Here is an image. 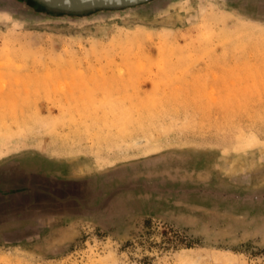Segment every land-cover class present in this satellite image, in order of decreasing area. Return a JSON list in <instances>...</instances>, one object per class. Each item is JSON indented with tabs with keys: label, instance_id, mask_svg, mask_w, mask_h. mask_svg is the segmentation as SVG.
I'll return each mask as SVG.
<instances>
[{
	"label": "rangeland",
	"instance_id": "rangeland-1",
	"mask_svg": "<svg viewBox=\"0 0 264 264\" xmlns=\"http://www.w3.org/2000/svg\"><path fill=\"white\" fill-rule=\"evenodd\" d=\"M17 159L82 204L0 232V264H264V0H0V170Z\"/></svg>",
	"mask_w": 264,
	"mask_h": 264
},
{
	"label": "water",
	"instance_id": "water-1",
	"mask_svg": "<svg viewBox=\"0 0 264 264\" xmlns=\"http://www.w3.org/2000/svg\"><path fill=\"white\" fill-rule=\"evenodd\" d=\"M9 5H15L27 11L48 19L63 18H89L98 13L123 12L155 2L156 0H3ZM42 170V169H41ZM38 181L32 182L30 186H36L38 196L36 203L27 210L26 216L35 220L41 215L58 217L65 212L69 213L71 207L81 205L80 197L74 194L73 186L78 185L66 179L45 178L44 174L36 175ZM43 186V189H40ZM35 210H37L35 212ZM31 211V212H30ZM37 214V215H36ZM21 222V220L19 221ZM34 233L26 229L23 233L12 234L8 237L9 242L23 241Z\"/></svg>",
	"mask_w": 264,
	"mask_h": 264
},
{
	"label": "crops",
	"instance_id": "crops-1",
	"mask_svg": "<svg viewBox=\"0 0 264 264\" xmlns=\"http://www.w3.org/2000/svg\"><path fill=\"white\" fill-rule=\"evenodd\" d=\"M33 160H37V158H33ZM15 161L17 165H5V167L0 170V192L16 191L20 194V197H15L16 195H10V197H8V203L12 206H8L7 208L1 205L2 200L6 198L0 196V206L2 207V209H0L1 234H5L6 231H10L15 227L17 228L6 235H12L13 233L18 234V232L23 233L27 229L25 222L28 221L31 224V216L25 217V214L27 215L26 211L31 209L37 201L38 194L35 192L37 187L30 186L32 182H40L38 181L39 179L36 178V175L42 172L45 178L60 179L57 177L58 174L57 176L49 175L46 170H41L35 162H31L27 165L25 161L18 159ZM40 189H43V186H40ZM36 211L37 210H35V212ZM20 220L21 222H19Z\"/></svg>",
	"mask_w": 264,
	"mask_h": 264
},
{
	"label": "flooded vegetation",
	"instance_id": "flooded-vegetation-1",
	"mask_svg": "<svg viewBox=\"0 0 264 264\" xmlns=\"http://www.w3.org/2000/svg\"><path fill=\"white\" fill-rule=\"evenodd\" d=\"M10 195H16L15 197H20L19 192L14 191H1L0 196H3L4 198L10 197Z\"/></svg>",
	"mask_w": 264,
	"mask_h": 264
}]
</instances>
